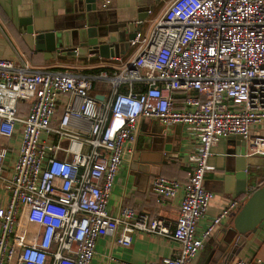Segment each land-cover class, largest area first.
Returning a JSON list of instances; mask_svg holds the SVG:
<instances>
[{"label": "built area", "instance_id": "1", "mask_svg": "<svg viewBox=\"0 0 264 264\" xmlns=\"http://www.w3.org/2000/svg\"><path fill=\"white\" fill-rule=\"evenodd\" d=\"M155 1L161 13L146 32H133L132 57L110 75L29 70L0 59V264H90L98 238L115 236L128 248L137 233L178 244L154 264H189L239 207L228 201L196 235L213 198L203 186L211 146L240 137L246 156L264 159V138L251 133L264 123V0ZM94 3L106 9L111 0ZM101 82L105 93L96 92ZM140 119L182 125L195 138L183 183L163 176L149 183L156 203L181 192L172 222L130 208L107 212ZM10 143L17 149L7 162Z\"/></svg>", "mask_w": 264, "mask_h": 264}, {"label": "crops", "instance_id": "2", "mask_svg": "<svg viewBox=\"0 0 264 264\" xmlns=\"http://www.w3.org/2000/svg\"><path fill=\"white\" fill-rule=\"evenodd\" d=\"M162 8L163 3L155 0H111L106 9H99L93 0H0V59L12 60L15 66L23 62L29 70L90 76L105 72L110 75L132 57V48L113 47L108 58L96 57L94 61L82 57H63V53L61 57L53 58L42 46L36 47V36L52 33L61 46L70 51L75 46V34L79 29L114 30L118 26L132 24L133 32L139 30L144 33L152 26ZM94 69L98 70L96 74L91 72ZM97 88L98 93L107 91L106 84H98ZM251 133L264 138V123L252 128ZM242 143L243 140L229 137L220 139L210 148L207 163L213 170L204 175L203 186L213 198L196 224L197 236L228 201L235 199V184L229 172L236 154L244 148ZM10 144L12 152L8 153L7 162H11L15 154V144ZM194 147L195 138L182 125L164 127L153 119L137 121L134 143L130 146L131 150L123 155L113 179L107 200L108 214L115 216L121 209L130 208L148 219L174 221L181 192L172 199L156 203L149 183L155 176L183 183L189 171L186 157ZM244 157L258 158L245 154ZM262 182L258 180L254 187ZM253 188L246 189L243 195L236 198L240 204ZM232 216L213 229L189 264H207L221 245ZM114 239L115 236H104L95 241L90 264H154L172 257L178 250V244L172 240L142 233L131 236L128 248L119 247ZM236 260H260L264 264V219L254 232L244 236L243 242L235 248L225 264H232Z\"/></svg>", "mask_w": 264, "mask_h": 264}, {"label": "water", "instance_id": "3", "mask_svg": "<svg viewBox=\"0 0 264 264\" xmlns=\"http://www.w3.org/2000/svg\"><path fill=\"white\" fill-rule=\"evenodd\" d=\"M132 37V24H124L114 30L79 29L75 34V46L70 51L62 47L52 33L36 36L35 44L39 48L42 46L53 58L63 53V57H82L85 60L94 61L96 57L108 58L113 52L111 49L114 50L113 47L125 46ZM96 98L100 99V97ZM235 138L242 141L240 137ZM244 150L245 148L236 154L237 157L233 159L232 169L229 172L235 184L233 198L243 195L246 189L253 188L258 180L263 182L254 187L233 213L228 223L230 227L225 232L221 245L217 248V252L211 255L207 264H225L233 255L235 248L243 242L244 236L254 232L264 219V160L259 157L245 158Z\"/></svg>", "mask_w": 264, "mask_h": 264}, {"label": "trees", "instance_id": "4", "mask_svg": "<svg viewBox=\"0 0 264 264\" xmlns=\"http://www.w3.org/2000/svg\"><path fill=\"white\" fill-rule=\"evenodd\" d=\"M91 72H93L94 74H96L97 72H98V70L97 69H94V70H92ZM182 97L181 96H177V97H175V99L178 101V100H180ZM19 110H18V112L19 113H24L25 111H26V106L24 105V104H19ZM254 189V188H253Z\"/></svg>", "mask_w": 264, "mask_h": 264}, {"label": "rangeland", "instance_id": "5", "mask_svg": "<svg viewBox=\"0 0 264 264\" xmlns=\"http://www.w3.org/2000/svg\"><path fill=\"white\" fill-rule=\"evenodd\" d=\"M124 47H128V43H126ZM101 84L103 85L104 83L101 82ZM262 124H263V123H262ZM259 127H260V125H259ZM46 137H47L46 135L42 134V135L40 136L39 140L41 141V140H43V139L46 138ZM47 139H48V141H50L49 138H47ZM61 144H62V145L65 144V140H64V139L61 140ZM16 149H17V146L14 145L13 150L16 151Z\"/></svg>", "mask_w": 264, "mask_h": 264}, {"label": "clouds", "instance_id": "6", "mask_svg": "<svg viewBox=\"0 0 264 264\" xmlns=\"http://www.w3.org/2000/svg\"><path fill=\"white\" fill-rule=\"evenodd\" d=\"M252 191H253V190H251V192H252ZM251 192H250V193H251ZM250 193H249V194H250Z\"/></svg>", "mask_w": 264, "mask_h": 264}]
</instances>
